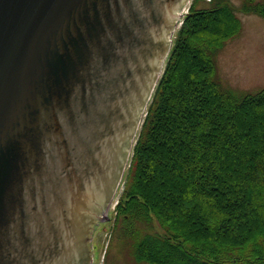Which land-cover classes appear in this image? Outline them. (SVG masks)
I'll list each match as a JSON object with an SVG mask.
<instances>
[{"label":"water","instance_id":"obj_1","mask_svg":"<svg viewBox=\"0 0 264 264\" xmlns=\"http://www.w3.org/2000/svg\"><path fill=\"white\" fill-rule=\"evenodd\" d=\"M188 2L0 0V264H91Z\"/></svg>","mask_w":264,"mask_h":264},{"label":"trees","instance_id":"obj_2","mask_svg":"<svg viewBox=\"0 0 264 264\" xmlns=\"http://www.w3.org/2000/svg\"><path fill=\"white\" fill-rule=\"evenodd\" d=\"M194 0L139 132L114 228L147 264H264V89L237 93L217 58L264 0Z\"/></svg>","mask_w":264,"mask_h":264},{"label":"rangeland","instance_id":"obj_3","mask_svg":"<svg viewBox=\"0 0 264 264\" xmlns=\"http://www.w3.org/2000/svg\"><path fill=\"white\" fill-rule=\"evenodd\" d=\"M233 1L236 5L241 2ZM199 4L209 7L208 0H201ZM238 15L243 28L238 36L227 42L218 55V78L226 88L237 93H254L264 89V18L255 14ZM182 19L183 16L175 34ZM128 167L129 164L126 171ZM121 191L122 185L116 189L106 216L92 229L90 248L94 264H147L135 259L128 239L118 229H113L114 205Z\"/></svg>","mask_w":264,"mask_h":264}]
</instances>
